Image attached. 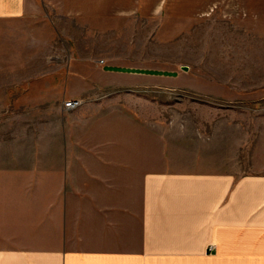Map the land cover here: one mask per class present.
<instances>
[{"label": "crops", "instance_id": "1", "mask_svg": "<svg viewBox=\"0 0 264 264\" xmlns=\"http://www.w3.org/2000/svg\"><path fill=\"white\" fill-rule=\"evenodd\" d=\"M46 5L0 0V78L33 79L0 83L1 108L57 72L23 66L54 58ZM197 105L213 111L151 150L149 167L136 149L38 150L34 164L0 166V264H264V164L239 162L254 138L238 136L233 109Z\"/></svg>", "mask_w": 264, "mask_h": 264}, {"label": "rangeland", "instance_id": "2", "mask_svg": "<svg viewBox=\"0 0 264 264\" xmlns=\"http://www.w3.org/2000/svg\"><path fill=\"white\" fill-rule=\"evenodd\" d=\"M45 9L58 26L54 58L40 52L23 66L57 72L24 93L14 87L0 106V166L34 164L38 150L136 149L149 167L151 150L213 111L198 103L233 109L238 136L254 138L239 162L264 164V0H47ZM11 80L33 79L0 83ZM71 98L79 104L65 108Z\"/></svg>", "mask_w": 264, "mask_h": 264}, {"label": "built area", "instance_id": "3", "mask_svg": "<svg viewBox=\"0 0 264 264\" xmlns=\"http://www.w3.org/2000/svg\"><path fill=\"white\" fill-rule=\"evenodd\" d=\"M79 102H80V101H79L78 99L71 98V99H69L68 101H65V102L63 103V106H64L65 108L71 109V108L76 107V106L79 104Z\"/></svg>", "mask_w": 264, "mask_h": 264}, {"label": "water", "instance_id": "4", "mask_svg": "<svg viewBox=\"0 0 264 264\" xmlns=\"http://www.w3.org/2000/svg\"><path fill=\"white\" fill-rule=\"evenodd\" d=\"M184 68H186V67H184Z\"/></svg>", "mask_w": 264, "mask_h": 264}]
</instances>
